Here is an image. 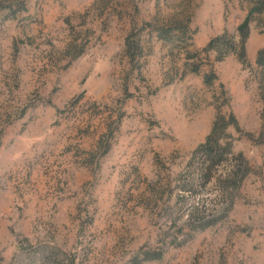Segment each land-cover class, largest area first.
Here are the masks:
<instances>
[{
    "label": "rangeland",
    "instance_id": "rangeland-1",
    "mask_svg": "<svg viewBox=\"0 0 264 264\" xmlns=\"http://www.w3.org/2000/svg\"><path fill=\"white\" fill-rule=\"evenodd\" d=\"M257 1L0 0V264H264Z\"/></svg>",
    "mask_w": 264,
    "mask_h": 264
},
{
    "label": "trees",
    "instance_id": "trees-1",
    "mask_svg": "<svg viewBox=\"0 0 264 264\" xmlns=\"http://www.w3.org/2000/svg\"><path fill=\"white\" fill-rule=\"evenodd\" d=\"M263 10H264V0H259V1H257V5H256V7L253 9L252 13L249 14V15L245 18L244 22L240 25V27H239V31H240V33H241V37H242V42H243V43H245V39H246L247 34H248L249 21H250V18H251V16H252L253 12L261 13ZM211 45H213V42L211 43ZM241 49H242L241 52H242V56H243L244 53H245V46L242 45V48H241ZM258 64L261 65V66L264 65V49L259 53ZM209 81H210L209 77H206V82H209ZM232 120H233V124L236 125V121H235V118H234V117L232 118ZM217 125H218V123H217ZM210 139H211V138H209V140H208L207 143L205 144L206 146H209V145L211 146V141H210ZM210 146H209V147H210ZM206 148H207V147H206ZM232 174L237 175V174H238V171H237V172H234V171H233ZM232 178H234V177H232ZM232 178H231V179H232ZM232 180L235 181V182H233V185H235V183L237 182V180H236V179H232ZM154 258H160V255L158 254V255H157L156 257H154Z\"/></svg>",
    "mask_w": 264,
    "mask_h": 264
}]
</instances>
